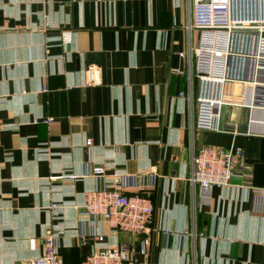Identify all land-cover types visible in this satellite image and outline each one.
<instances>
[{
	"label": "crops",
	"instance_id": "crops-1",
	"mask_svg": "<svg viewBox=\"0 0 264 264\" xmlns=\"http://www.w3.org/2000/svg\"><path fill=\"white\" fill-rule=\"evenodd\" d=\"M189 10L188 0H0V116L12 124L0 134V264L38 256L51 226L69 264L98 232L130 247L125 264H264L252 191L264 188V106H225L222 131L195 126ZM204 145L241 147L247 167L205 193L189 181ZM119 174L125 192L150 196V233L80 219L86 192Z\"/></svg>",
	"mask_w": 264,
	"mask_h": 264
},
{
	"label": "built area",
	"instance_id": "built-area-1",
	"mask_svg": "<svg viewBox=\"0 0 264 264\" xmlns=\"http://www.w3.org/2000/svg\"><path fill=\"white\" fill-rule=\"evenodd\" d=\"M189 29L199 32L198 43L188 50L194 60V76L199 80L196 97L195 126L199 129L222 131L223 108L227 105L264 106V0H188ZM186 55L185 52H181ZM94 68L88 69L90 82ZM51 121V119H45ZM12 124L0 116V134ZM86 144H91L88 140ZM241 147L204 145L193 156L191 184L205 193L215 186L231 183L236 167H247ZM105 165H95V176L105 172ZM106 184L86 192L80 204L84 216L80 219L106 221L112 233H150L154 214L147 194L123 190V176L115 175ZM255 209L264 211V188H253ZM55 204H53V207ZM62 231L46 228L41 253L19 264H69L59 250ZM86 240L84 234L81 235ZM95 250L78 264H125L131 249L125 244L105 242L104 233L93 236Z\"/></svg>",
	"mask_w": 264,
	"mask_h": 264
},
{
	"label": "water",
	"instance_id": "water-1",
	"mask_svg": "<svg viewBox=\"0 0 264 264\" xmlns=\"http://www.w3.org/2000/svg\"><path fill=\"white\" fill-rule=\"evenodd\" d=\"M94 55H96L97 56V59L99 60V54H94Z\"/></svg>",
	"mask_w": 264,
	"mask_h": 264
}]
</instances>
